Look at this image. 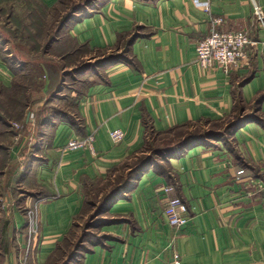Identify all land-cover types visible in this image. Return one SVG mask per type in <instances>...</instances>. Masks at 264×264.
<instances>
[{"label": "crops", "instance_id": "0c3cea01", "mask_svg": "<svg viewBox=\"0 0 264 264\" xmlns=\"http://www.w3.org/2000/svg\"><path fill=\"white\" fill-rule=\"evenodd\" d=\"M74 1L78 13L52 26L58 31L37 81L28 77L34 68L23 67L26 54L0 46V264H172L175 253L181 264H264V191L247 186L264 185V29L251 19L252 1ZM34 2L48 12L66 7L63 0L28 5ZM254 2L264 11V0ZM13 3L0 0V9ZM217 18L223 21L217 30L242 31L251 41L248 61L229 75L196 63V47ZM69 58L86 61L93 73L84 75L68 111L37 118L47 93L61 84L57 67L62 76L70 70ZM244 118L250 119L225 133ZM186 126L207 128L198 135L210 137L141 173L71 255L73 229L134 161L150 155L149 136ZM114 130L124 134L117 144ZM88 135L93 152L66 148ZM165 187L172 188L168 195ZM169 197L187 207L185 228L167 223Z\"/></svg>", "mask_w": 264, "mask_h": 264}, {"label": "rangeland", "instance_id": "374dc122", "mask_svg": "<svg viewBox=\"0 0 264 264\" xmlns=\"http://www.w3.org/2000/svg\"><path fill=\"white\" fill-rule=\"evenodd\" d=\"M63 1L64 3L66 2V7L56 12L45 11L39 6H37L36 3L35 4L32 3L29 5L24 4V0H21L19 2L17 0L13 1L14 2L12 5L14 6L13 10L8 9L9 6H6L7 9L4 10L0 9V46L2 48H5L7 52L12 51L11 49L13 48L16 49L17 51H19L20 48L24 49V51L20 50L21 54L22 55L26 54L27 56L26 55L23 56L25 63H23L22 61L21 62L23 64V67L27 68L26 70L29 69L32 70L30 66L34 68L35 72L32 75L28 76L30 78L32 77V80L35 79L37 81L36 77H38V74L36 73L38 72L37 68L39 67V62H41L40 61L41 59L45 58L43 57L44 54H42V49H43L42 46L45 44L48 38L50 39L54 35L55 29L52 30V26L54 25V23H56V21L60 22L61 18H63L66 14H68V10L70 9V6L75 3L74 0L69 1V3L68 0H63ZM7 4L10 5L11 3H7ZM11 15H13V17H11ZM46 26L48 27L47 29H49L48 30L49 34L47 35V37L42 39L41 35H39L38 37L34 36V34L37 32L38 33L41 32L42 34L45 33L44 31L47 30ZM28 37L30 38V40H28ZM33 37H37V38H33ZM4 42H7L8 45L4 44ZM36 47L39 49L38 53L36 54L28 53L29 50L31 51V48L35 49ZM51 53L52 55H56V54L58 55V52H56L55 50H53ZM59 62H61V60H59ZM85 62L86 61H80L79 59L78 60L70 59V58L67 59L65 62V67H66L65 69L66 71L67 69L70 70H68V73L64 74L63 76H62L63 72L62 73L60 72L63 71L62 67L60 68L57 67V74H60V76L62 77L60 81L61 84L57 91L58 93L56 91L52 92V94L48 92L50 95L47 93L46 100L48 103L45 101V103L41 106L40 109L43 110V112L41 111V114L37 116L40 110L36 112L34 111L36 113L37 118L43 116L45 112L50 113L51 110L54 113L68 111L69 107L73 104L74 99L76 98V96H78L79 91L82 88L81 84L84 83V79H83L84 75H86L89 78L90 75L93 73L92 70L94 69V67L93 68L90 67L91 66L90 64L84 65ZM51 68L50 71L53 72ZM21 81L25 82V80H21ZM19 101L21 102L24 101L23 94H20ZM17 115H18L17 117L19 118L18 120H20L22 118L23 113H18ZM29 116L31 115L29 114ZM224 124L225 122H223L222 124L220 123L218 125H211L210 127H217V126L223 127ZM22 128H23L22 124L21 125L17 124L15 126V129L18 132L24 134ZM204 129L207 128H204L202 126H198V127L186 126L174 130L171 133L165 134L163 136L151 135L149 136L147 148L151 150L149 151L150 154L152 152L155 153L159 151L160 153H162V151L174 150L175 145L181 142L185 137L188 136L191 138L192 137L195 138V136L210 137L208 135L207 136L198 135V133L199 134L204 133V131H206ZM210 129L211 128H209V131H211ZM209 134L213 135L212 132H209ZM214 136H218V135L214 134L213 137ZM156 160L159 159L156 158ZM99 203L100 202L96 203L95 212H93L94 208H90V211L87 209V214L89 215V218L87 217L86 219H81L78 222L76 229H73L74 233L72 232V234L70 235L71 236L70 240L72 243H70V247H68L69 251L72 253L71 255L73 254L75 255L76 248L80 246L77 244L78 242H76L78 239L83 238L84 240L86 239L89 240L92 238V236H94L95 228L100 224V222H98V217L100 216L99 214L103 213L104 210V208H102L101 206V203L100 204ZM91 232H93V235H91Z\"/></svg>", "mask_w": 264, "mask_h": 264}, {"label": "built area", "instance_id": "2783aa9c", "mask_svg": "<svg viewBox=\"0 0 264 264\" xmlns=\"http://www.w3.org/2000/svg\"><path fill=\"white\" fill-rule=\"evenodd\" d=\"M252 1L251 19L260 28L264 29V11L258 6L254 0ZM223 23L222 19L217 18L213 21L214 27L210 30L208 36L201 40L196 47V63L202 69H220L226 75H229L233 69L239 68L242 64L248 61L249 56L247 49L251 45V41L247 34L242 31H219L215 27ZM112 143L117 144L123 139L121 130L110 132ZM93 135H88L85 138L71 139L66 148L87 149L93 152ZM244 171L239 170L236 173V180L240 181ZM248 187L256 188L264 191V185H259L254 181L247 183ZM172 188L165 187L163 192L168 195ZM187 207L181 199L177 197H169L166 200L164 214L169 226L175 229L185 228L189 224ZM28 217L32 220V214L29 211ZM31 233L36 234L35 227L31 228ZM172 264H181L179 254L175 253L172 256Z\"/></svg>", "mask_w": 264, "mask_h": 264}, {"label": "trees", "instance_id": "16d2710c", "mask_svg": "<svg viewBox=\"0 0 264 264\" xmlns=\"http://www.w3.org/2000/svg\"><path fill=\"white\" fill-rule=\"evenodd\" d=\"M12 1H15V0H12ZM18 2L21 1V0H17ZM32 0H24V4H28L29 2H31ZM95 0H82L83 4H86V5H91V3H93ZM35 4V2H34ZM37 4V3H36ZM7 5H2L1 7V10L2 9H7L6 8ZM12 6V5H11ZM9 6L8 9H11L13 10L14 9V6ZM37 6H39L37 4ZM74 4L70 6V9L68 10V14H66L63 18H61L59 24H60V27L63 26L64 24H66V22L69 21L70 17H74V14L78 13L77 10H75L74 8ZM40 7V6H39ZM41 8V7H40ZM11 17H13V15H11ZM46 29H47V26H46ZM40 31V30H39ZM55 31H58V29L54 30ZM37 32V31H36ZM46 32V31H44ZM41 35L42 36V33H35L34 36H39ZM56 34L54 33L53 37L55 36ZM37 37H33V38H37ZM28 40H30V38L28 37ZM34 40H37V39H34ZM54 43V40L53 39H49V40H46L45 44L42 46V54H45L47 52H49V49L51 47V45ZM5 44V43H4ZM38 47V46H37ZM31 48V51L29 50L28 53H36V52H39V49L38 48ZM41 47V46H39ZM23 49V48H20V50ZM28 50V48H27ZM112 60V57H110L109 61ZM108 60L104 61L103 63L107 62ZM84 65H89V64H84ZM85 67V66H84ZM59 89V88H58ZM58 90H56L57 92ZM58 93V92H57ZM250 118H247V119H239L233 123H230L226 129H225V133L226 134H230L232 132H234V130L238 127H240L244 122L248 121ZM191 136V135H190ZM195 136V135H194ZM205 138L203 137H198V136H195L194 137H185L181 142H179L178 144L175 145V148L174 150H169V151H162V153H160L159 151L158 152H152L149 156H141L139 157L136 161H134L132 164H131V170L125 175V180L123 182H120L119 184H117L116 186H114L113 188V191L111 193L108 194V196H106V198L103 200V202L101 203V206L102 208L105 209V207L111 202L113 201L116 197L120 196L122 193L124 192H129L135 182L139 179L141 173H143L145 170L149 169L150 167L154 166V167H157L158 164H156V158H169L175 154H179L181 152H183L184 150H187L189 147L195 145L196 143H199L201 141H204ZM156 169V168H155Z\"/></svg>", "mask_w": 264, "mask_h": 264}]
</instances>
